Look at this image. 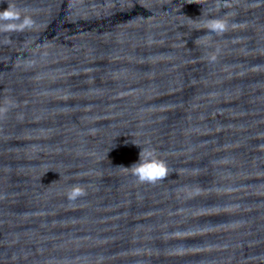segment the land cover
Wrapping results in <instances>:
<instances>
[{
  "label": "water",
  "instance_id": "95a60500",
  "mask_svg": "<svg viewBox=\"0 0 264 264\" xmlns=\"http://www.w3.org/2000/svg\"><path fill=\"white\" fill-rule=\"evenodd\" d=\"M9 5L0 264H264V0ZM141 147L167 177L120 167Z\"/></svg>",
  "mask_w": 264,
  "mask_h": 264
},
{
  "label": "clouds",
  "instance_id": "9594fccd",
  "mask_svg": "<svg viewBox=\"0 0 264 264\" xmlns=\"http://www.w3.org/2000/svg\"><path fill=\"white\" fill-rule=\"evenodd\" d=\"M229 15H231V13H229ZM17 20H20V14L11 5L6 9L0 10V27L6 30L23 29L33 25V20L26 16L20 20L19 23L16 22ZM202 27L208 30L205 34V38L210 39L213 34L221 35L227 31L229 21L220 17L209 18L202 21ZM212 59L214 60L215 57H212ZM133 143L136 144L135 142ZM120 167L129 170L141 183H156L159 180H163L168 175L166 161L159 159L152 149L145 147H141L139 160L137 162L133 163L130 167ZM83 195H85V189L80 185H73L67 192L69 201H75Z\"/></svg>",
  "mask_w": 264,
  "mask_h": 264
}]
</instances>
